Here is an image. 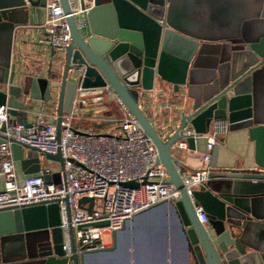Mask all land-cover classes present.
I'll list each match as a JSON object with an SVG mask.
<instances>
[{"label": "water", "instance_id": "1", "mask_svg": "<svg viewBox=\"0 0 264 264\" xmlns=\"http://www.w3.org/2000/svg\"><path fill=\"white\" fill-rule=\"evenodd\" d=\"M0 0V27L9 34L27 22V0ZM44 1V0H43ZM68 14L66 0H59ZM256 29L243 30L224 45H207L186 35L174 23L173 0H93L80 32L71 16L66 17L69 41L56 87L55 117L52 123L58 137L63 113H70L76 90L103 89L111 93L136 120L154 145L156 163L164 168L169 184L177 191L175 201H161L153 208L168 205L183 227L187 252L195 264H264V0ZM204 62L208 66H203ZM0 105L16 123H25L34 101L51 100L46 78H22L19 84L14 65L0 61ZM168 83L174 92L180 86H195V93L183 103L173 131L162 137L140 107V99L155 86ZM223 120L230 130L246 129L254 142L252 165L216 167L212 150L208 178L192 191L194 200L207 216L199 223L180 174L187 167L171 152L177 141L190 150L194 139L205 134L214 121ZM113 121L93 123L94 127ZM4 127L0 128V132ZM4 138L0 134V143ZM10 148L24 174L39 171L44 159L62 166L60 154L41 153L25 144L11 141ZM22 148L28 150L22 158ZM30 165V166H29ZM29 166V167H28ZM58 182L59 174L52 175ZM44 182L50 176L43 175ZM136 187L133 181L125 182ZM78 204L92 199L82 197ZM144 212V211H143ZM142 213V212H140ZM139 213V214H140ZM137 215V214H136ZM136 215L131 217L133 219ZM112 231V240L126 228ZM105 222L95 225L102 226ZM59 213L55 203L0 207V264H82L88 255L109 252L112 247L70 254L61 244ZM245 248H249L246 251Z\"/></svg>", "mask_w": 264, "mask_h": 264}, {"label": "built area", "instance_id": "2", "mask_svg": "<svg viewBox=\"0 0 264 264\" xmlns=\"http://www.w3.org/2000/svg\"><path fill=\"white\" fill-rule=\"evenodd\" d=\"M66 3L68 14L63 13L59 0H46L45 16L37 26L38 33L34 39L35 45L48 51L46 71L49 77L46 80L50 86L59 82L60 75L59 78L57 75L54 77L58 81L51 75L55 71L61 73L63 52L69 41L66 17L73 18L80 32L86 25L87 12L93 7V0H66ZM126 113L116 123V135L103 134L92 128L76 129L72 125L73 115L63 113L56 137L52 123L54 112L45 117L41 111H36L33 120H26L27 124L16 123L8 115L7 106L1 104L0 128L3 126L4 131L0 134L4 142L0 143V207L55 203L62 249L65 255H69L70 240L76 254L101 249L105 247L103 235L119 230L125 220L161 201L177 200V191L169 184L164 168L156 163L154 145L136 120ZM219 122L214 121V130L203 134L205 151L200 156L201 165L192 172L180 174L184 191L203 226H206L207 216L203 207L194 200L192 191L208 180L210 151L217 144L215 134L225 131L222 127L215 128ZM11 141L28 145L41 153L58 152L62 166L56 170L40 167L37 173L25 175L19 181ZM175 144L179 148L186 146L184 141ZM55 172L59 174L58 182L52 178ZM44 174L50 176L48 183L43 180ZM128 181L136 183V187L124 185ZM82 197L92 199L89 211L88 202L78 204ZM99 222L105 224L95 225Z\"/></svg>", "mask_w": 264, "mask_h": 264}, {"label": "crops", "instance_id": "3", "mask_svg": "<svg viewBox=\"0 0 264 264\" xmlns=\"http://www.w3.org/2000/svg\"><path fill=\"white\" fill-rule=\"evenodd\" d=\"M29 1L34 5L28 6L27 22L14 28L10 46L8 32L0 27V61H5L8 56V62L14 65L17 84L26 76L49 77L46 71L48 51L34 44L37 26L45 16L46 0ZM27 2L26 0V4ZM262 6V0H173L171 14L174 23L186 35L200 43L218 46L229 44L230 40L240 36L247 27L254 31ZM202 65L208 66V63L204 62ZM56 75L59 78L60 71H55L51 76L54 78ZM57 78L54 79L58 81ZM56 85L52 86L51 100L34 101L33 108L26 115L27 121L34 119L33 113L36 111H41L45 117L54 112ZM194 93L195 86H180L174 92L170 84L164 83L145 92L139 103L158 133L164 137L173 131L178 112L183 103H189L190 96ZM70 113L74 117V128H92L100 133L93 123L113 121L114 124L127 114L114 95L100 88L76 90ZM219 121L215 128L222 127L225 131L216 132L217 144L210 151V158L212 150L214 151L215 166L252 165L254 142L248 138L246 129L230 130L223 120ZM213 130L214 126L210 125L207 132ZM193 145L192 150L186 146L179 148L174 145L171 152L187 167L196 169L201 165L200 156L205 151V137H196ZM21 152L22 158H25L28 150L22 148ZM46 162L44 159L41 167L52 169ZM14 167L19 181L28 175L23 173L18 161L14 160ZM1 181L0 177V188ZM182 230L178 216L168 205L138 213L127 222L123 231L117 233L115 241L112 240L111 233H106L108 239L104 241L105 247L115 244L113 250L88 255L82 264H195L186 250ZM263 242L262 239L254 238L252 245L262 247Z\"/></svg>", "mask_w": 264, "mask_h": 264}, {"label": "rangeland", "instance_id": "4", "mask_svg": "<svg viewBox=\"0 0 264 264\" xmlns=\"http://www.w3.org/2000/svg\"><path fill=\"white\" fill-rule=\"evenodd\" d=\"M17 1L21 2L22 0H17ZM24 78H28L29 79L30 77L26 76ZM98 129L103 134L116 135L118 133V129L116 128V123H114V124H103V125L99 126ZM46 161H47L46 163H48V165L52 169H54V170L58 169L59 165H58V163L56 161H48L47 159H46ZM107 239H108V235L107 234L103 235V240L105 241Z\"/></svg>", "mask_w": 264, "mask_h": 264}]
</instances>
